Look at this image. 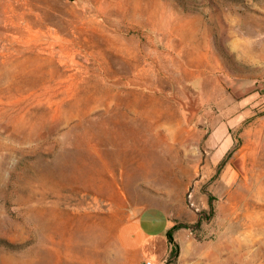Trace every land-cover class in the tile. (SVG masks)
<instances>
[{"label":"rangeland","instance_id":"374dc122","mask_svg":"<svg viewBox=\"0 0 264 264\" xmlns=\"http://www.w3.org/2000/svg\"><path fill=\"white\" fill-rule=\"evenodd\" d=\"M107 1L0 0V264H264V0Z\"/></svg>","mask_w":264,"mask_h":264},{"label":"crops","instance_id":"0c3cea01","mask_svg":"<svg viewBox=\"0 0 264 264\" xmlns=\"http://www.w3.org/2000/svg\"><path fill=\"white\" fill-rule=\"evenodd\" d=\"M213 144H219V142L216 140H212L211 143H209V145H213ZM228 148L224 150L222 154H219V156L220 157L223 156L227 152ZM151 220L155 221V223H159V226L156 227L157 233L161 237L165 235L168 239L167 232L172 227L173 222L170 219L168 212L164 208L154 205V206H148L144 208L141 211V213L135 218V224L138 227L142 240L144 241L148 239L151 235H155L156 233V231L155 232L150 231L148 223H151ZM141 249L144 253V256L147 258L146 256L147 253H145V249L143 245H141ZM169 251H170V245H169V240H168V248L166 252L164 254L160 253L159 255H156V254L153 255V259L160 260V262H162L169 254ZM149 260L152 261L151 259Z\"/></svg>","mask_w":264,"mask_h":264},{"label":"bare ground","instance_id":"6f19581e","mask_svg":"<svg viewBox=\"0 0 264 264\" xmlns=\"http://www.w3.org/2000/svg\"><path fill=\"white\" fill-rule=\"evenodd\" d=\"M100 1V0H99ZM107 1V0H106ZM118 1V0H117ZM122 3H118V5L119 6H121L122 4H129V2L131 3V2H133V4H134V6H137V5H139V1L140 0H120ZM108 2V1H107ZM111 2V1H110ZM114 2H116V1H114ZM110 4V3H109ZM144 4H146V2L144 3ZM107 6V5H106ZM119 6H117V7H119ZM142 6V5H141ZM103 7V6H102ZM115 7H116V5H115ZM125 7V6H124ZM129 7H131V6H129ZM100 8L101 7H99V9L98 10H100ZM104 8V7H103ZM120 8V7H119ZM122 8V7H121ZM128 8V7H127ZM135 8V7H134ZM139 8V7H138ZM143 8H145V10L143 9ZM142 9L145 11V13H146V15L148 16V23L149 24H152V26H156V27H159V28H165L166 26H169V27H173V28H175V29H182L183 27H184V24L183 23H179L178 22V24H176V23H174V24H169L168 23V21L169 20H167L166 19V17H165V15H164V13H163V10H162V6H161V4L159 3V2H157L156 0L154 1V0H152V3L150 4V5H147L146 7H143ZM114 9V8H113ZM117 9V8H116ZM129 9V8H128ZM102 10H104V9H102ZM108 10V9H107ZM106 10V11H107ZM115 10V9H114ZM135 10H136V8H135ZM117 10H115V12H116ZM122 11V10H121ZM125 11V10H124ZM128 11V10H127ZM132 11H133V9H132ZM114 12V13H115ZM141 12H142V10H141ZM118 13V12H117ZM129 13V12H128ZM121 14V13H120ZM135 14V13H134ZM116 15V14H115ZM142 15H144V14H142ZM120 17V16H119ZM122 18V17H121ZM134 18V17H133ZM132 19V18H131ZM130 19V20H131ZM143 20H145V19H143ZM146 20H147V18H146ZM145 22V21H144ZM146 25H147V23H146ZM107 30V29H106ZM112 30V29H111ZM174 30V29H173ZM113 31V30H112ZM177 31V30H176ZM185 33V32H184ZM183 35V34H182ZM114 37V36H113ZM111 38V37H110ZM115 44H117V43H115ZM118 45V44H117ZM197 48H199V47H197ZM197 48H196V50H197ZM196 52V51H195ZM120 53H121V51H120ZM193 53V52H192ZM197 53V55H198V53H199V51H197L196 52ZM200 54V53H199ZM128 57H130V56H128ZM200 62V61H199ZM133 63V62H132ZM199 64V63H198ZM197 64V65H198ZM200 65V64H199ZM138 66V65H137ZM136 66V67H137ZM132 68V67H131ZM138 70V69H137ZM130 71V70H129ZM136 71V70H135ZM143 71V70H142ZM112 72V71H111ZM131 73V72H130ZM192 73V72H191ZM139 74V73H138ZM147 74V73H146ZM193 74V73H192ZM145 76V75H144ZM138 77V76H137ZM105 142V141H104ZM107 143H108V141H107ZM104 146H106V145H104ZM108 147V146H107ZM106 147V148H107ZM104 159V158H103ZM102 160V159H101ZM103 161V160H102ZM239 164V163H238ZM105 168V167H104ZM106 168H108V167H106ZM120 168V167H119ZM115 170H117V169H115ZM108 171V170H107ZM112 173V172H111ZM113 175V174H112ZM242 224V223H241ZM245 224V223H244ZM238 227V226H237ZM243 228V227H242ZM241 228V229H242ZM236 229H239V228H236ZM237 232V231H236ZM243 232V231H242ZM244 232H245V230H244ZM240 234H241V232H240ZM247 235V234H246ZM246 238H248V236L246 237ZM246 240H248V239H246ZM235 241H236V239H235ZM238 241V240H237ZM239 241H241V240H239ZM227 242V241H226ZM234 243V242H233ZM245 243V242H244ZM231 244V243H230ZM237 243H235V245H236ZM241 244H242V242H241ZM228 245V244H227ZM239 245V244H238ZM229 246V245H228ZM241 246V245H240ZM231 247V246H230ZM233 247V246H232ZM236 246H234V248H235ZM217 249V248H216ZM240 249V248H239ZM244 249V248H243ZM213 251V250H212ZM243 251V250H242ZM237 252V251H236ZM211 254V253H210ZM243 255V254H242ZM209 256V255H208ZM211 257H213V256H211Z\"/></svg>","mask_w":264,"mask_h":264},{"label":"trees","instance_id":"16d2710c","mask_svg":"<svg viewBox=\"0 0 264 264\" xmlns=\"http://www.w3.org/2000/svg\"><path fill=\"white\" fill-rule=\"evenodd\" d=\"M173 231L174 228H170L167 232L169 245H170V256H176L178 254V246L174 243V237H173Z\"/></svg>","mask_w":264,"mask_h":264},{"label":"water","instance_id":"95a60500","mask_svg":"<svg viewBox=\"0 0 264 264\" xmlns=\"http://www.w3.org/2000/svg\"><path fill=\"white\" fill-rule=\"evenodd\" d=\"M188 109L190 111L188 115V121H191L199 112V108L195 105V101H192Z\"/></svg>","mask_w":264,"mask_h":264},{"label":"built area","instance_id":"2783aa9c","mask_svg":"<svg viewBox=\"0 0 264 264\" xmlns=\"http://www.w3.org/2000/svg\"><path fill=\"white\" fill-rule=\"evenodd\" d=\"M147 264H153V262H148Z\"/></svg>","mask_w":264,"mask_h":264}]
</instances>
